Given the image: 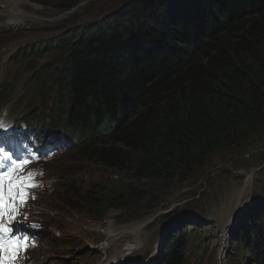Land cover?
<instances>
[{
	"label": "trees",
	"instance_id": "trees-1",
	"mask_svg": "<svg viewBox=\"0 0 264 264\" xmlns=\"http://www.w3.org/2000/svg\"><path fill=\"white\" fill-rule=\"evenodd\" d=\"M56 1L73 8L81 0ZM60 40L57 66L39 69L55 72L58 118L84 128L82 160L122 180L83 193L70 185L60 197L69 211L91 219L105 206L130 211L216 153L264 137V0H129ZM10 98V83L2 85L0 104ZM248 213L234 230L240 260L232 255L264 264V205L244 220ZM170 233L161 263L186 264L185 228Z\"/></svg>",
	"mask_w": 264,
	"mask_h": 264
},
{
	"label": "rangeland",
	"instance_id": "rangeland-1",
	"mask_svg": "<svg viewBox=\"0 0 264 264\" xmlns=\"http://www.w3.org/2000/svg\"><path fill=\"white\" fill-rule=\"evenodd\" d=\"M128 1L81 0L73 8L62 7L56 0H19V9L3 5L7 10L25 14V18L18 22L20 25L13 26L9 13L0 15L1 85L18 71L13 98L0 107V120L9 125L32 107H37L42 119L33 116L30 125L36 128L33 133L45 131L44 125L52 123V119L38 107L34 87L27 81L28 73L36 72L41 65L56 67L65 52L64 46L59 44L62 37L71 40L90 23L103 22L116 14ZM29 16L33 21L26 24ZM28 52L32 56L26 72L21 70L22 65L19 66L14 56H27ZM37 76L46 82L53 77L43 73ZM48 92L49 85L44 89L46 96ZM53 103V97L45 98L47 106ZM52 118L60 122L58 118ZM249 140L246 146L216 153L195 174L183 175L159 186L155 197L138 202L130 211L105 206L100 219L69 211L59 203L61 195L69 190L66 181L74 186L82 184L87 190L92 185H119L121 177L82 160L74 149L65 154L54 146L52 157L40 166L47 178L40 201L31 211L36 224L32 231L40 224L41 230L32 232L39 247L31 250L29 264H105L104 259L118 254L126 241L132 244L138 241L143 245L141 262L130 264H162L159 236L164 240L166 234L171 236L173 233L170 232L184 228L188 239L186 264H242L232 255L234 252L240 260V250L234 248V230L241 218L238 215L246 209L248 202L249 213L244 220L264 205L260 200L264 198V137ZM235 219L238 220L235 225L227 226ZM191 228L196 232L191 233ZM132 231L134 234L130 236ZM42 233L45 237L40 235ZM114 235L116 241L111 245V251L105 244Z\"/></svg>",
	"mask_w": 264,
	"mask_h": 264
},
{
	"label": "snow or ice",
	"instance_id": "snow-or-ice-1",
	"mask_svg": "<svg viewBox=\"0 0 264 264\" xmlns=\"http://www.w3.org/2000/svg\"><path fill=\"white\" fill-rule=\"evenodd\" d=\"M0 132L5 134L3 142H0V264H17L20 255L35 246L30 243L32 237L28 233L13 226L20 225L19 217L28 200L36 198L31 194L32 190L43 187L36 179L43 173L27 171L28 165L41 157L35 151L14 154L12 138L7 134L8 126L3 120H0ZM23 227L35 229L36 226Z\"/></svg>",
	"mask_w": 264,
	"mask_h": 264
},
{
	"label": "bare ground",
	"instance_id": "bare-ground-1",
	"mask_svg": "<svg viewBox=\"0 0 264 264\" xmlns=\"http://www.w3.org/2000/svg\"><path fill=\"white\" fill-rule=\"evenodd\" d=\"M3 5H7L10 8H16V9L18 8L19 9L20 8V2H19V0H0V15H3L4 13H9L12 16V17L10 16L11 17L10 18V24H12L13 26L16 25V24H19L18 22H21V20H23L25 18V14L7 10V8L3 7ZM248 182H249V177H248V179H246V184ZM242 192H244V190ZM124 234H126V233H124ZM133 234H134V232L132 231L130 233V236H133ZM115 241H116V237L114 235L112 240H110V241L107 240L106 241L105 248L109 247V249H111L112 248L111 245H114ZM125 247L128 248V249L132 248V247L134 248L132 253H131V256H129V257L123 256L122 258L121 257L118 258V256H120L123 253V251L120 250L119 253L114 255L112 258L111 257H106L104 259L105 262H106L105 264H130V263H137V262H139L142 259L141 258L142 257L141 253L143 252V245H142L141 242L136 241L134 243V245H132V243L126 241L124 248ZM111 251H112V249H111Z\"/></svg>",
	"mask_w": 264,
	"mask_h": 264
}]
</instances>
